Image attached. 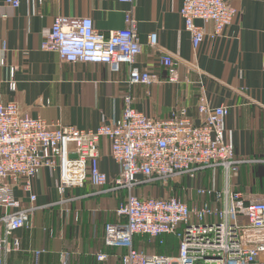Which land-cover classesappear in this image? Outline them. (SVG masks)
Segmentation results:
<instances>
[{
  "label": "crops",
  "instance_id": "obj_1",
  "mask_svg": "<svg viewBox=\"0 0 264 264\" xmlns=\"http://www.w3.org/2000/svg\"><path fill=\"white\" fill-rule=\"evenodd\" d=\"M182 0H0V101L15 100L21 110L81 129H97L119 119L124 97L149 117L166 116L185 107L195 123L205 118L201 108L225 105V142L243 160L234 177L235 191L244 204L264 202V0H229L235 8L232 22L216 29L201 22L197 45L179 14ZM131 11L142 51L132 69L147 70L155 82L129 84V68L113 71L107 64L63 62L55 50L44 48L58 16L89 17L101 31L124 28ZM157 35L159 47L151 45ZM11 84V88L9 87ZM99 168L108 177L122 170L109 149L107 137L98 142ZM136 196H177L192 206L213 204L200 187H217L216 170L185 173L173 179L148 182L134 176ZM19 178L13 190L16 208L33 205L29 227L15 226L7 240L18 238L20 250H9L8 264H122L130 249L152 253L144 238L126 236V218L117 214L125 190H108L85 180L77 189L58 192V170L42 167L31 178L30 202ZM107 187V186H106ZM1 238V245L4 243ZM165 254L178 247L165 236ZM178 244V243H177ZM0 245V246H1ZM40 253L35 255L34 251ZM103 255L102 258H99Z\"/></svg>",
  "mask_w": 264,
  "mask_h": 264
},
{
  "label": "built area",
  "instance_id": "obj_2",
  "mask_svg": "<svg viewBox=\"0 0 264 264\" xmlns=\"http://www.w3.org/2000/svg\"><path fill=\"white\" fill-rule=\"evenodd\" d=\"M179 14L197 45L204 34L199 21L221 29L232 22L235 8L229 0H182ZM125 23L124 28L104 32L89 17L58 16L44 48L55 50L63 62L107 64L113 71L128 66L129 84L155 82L157 76L149 71L132 69L143 44L131 11ZM151 45L159 47L155 33ZM201 109L206 114L200 123L193 121L185 107L149 117L134 108L127 94L118 120L97 129H81L49 124L21 110L15 100L0 101V245L5 237L0 264H8L9 250H20L18 238H13L12 247L7 240L13 227H29V215L35 209L33 205L16 208L13 184L23 179L22 186L30 193L31 178L42 167L58 170L60 194L77 189L85 180L100 188L127 191L116 209L126 218V236L144 238L147 243L158 239L160 244L165 236H172L178 243L175 255L130 249L123 254L122 264H264V202L244 204L235 191L234 177L243 160L224 139L222 120L228 109L225 105ZM103 136L108 138L112 158L122 164L112 177L99 168L98 142ZM205 169L216 170L218 186L197 191L212 198V205L203 201L190 206L173 195L133 193L136 174L152 182ZM29 198L31 203L36 200L32 192ZM59 261L64 264L63 254Z\"/></svg>",
  "mask_w": 264,
  "mask_h": 264
},
{
  "label": "trees",
  "instance_id": "obj_3",
  "mask_svg": "<svg viewBox=\"0 0 264 264\" xmlns=\"http://www.w3.org/2000/svg\"><path fill=\"white\" fill-rule=\"evenodd\" d=\"M145 244H147L148 248L151 249L152 251L159 253H165L164 247L167 246L165 239L163 244H160L158 239H153L151 243H147L145 240ZM170 246H172L175 249L177 248V243L171 244Z\"/></svg>",
  "mask_w": 264,
  "mask_h": 264
}]
</instances>
